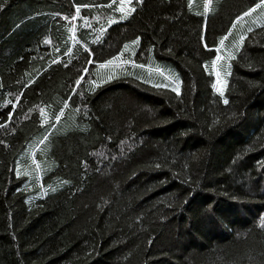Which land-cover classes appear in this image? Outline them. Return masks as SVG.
I'll return each instance as SVG.
<instances>
[{"label":"trees","instance_id":"1","mask_svg":"<svg viewBox=\"0 0 264 264\" xmlns=\"http://www.w3.org/2000/svg\"><path fill=\"white\" fill-rule=\"evenodd\" d=\"M260 3L0 0V264H264Z\"/></svg>","mask_w":264,"mask_h":264},{"label":"rangeland","instance_id":"2","mask_svg":"<svg viewBox=\"0 0 264 264\" xmlns=\"http://www.w3.org/2000/svg\"><path fill=\"white\" fill-rule=\"evenodd\" d=\"M254 11L250 12L248 15H246L241 21L238 22V24L236 26H233V30H232V35H233V39L228 42H226V45L223 46L222 51L219 52L218 55H220L221 57V64L222 66L228 68L229 65V56H234L235 55V50L236 47L238 46L237 44L239 42H241V37L244 38L246 32L248 30H251L254 27L260 26L264 23V6L262 7H257L255 6V8H253ZM248 13V12H247ZM247 19V21H246ZM143 68V71H140L142 74V78L143 80L146 82L148 81V83L150 84H155L154 82V74L159 73L160 70L158 69H154L150 66H143L141 67ZM219 70L220 67L218 68ZM137 70L136 67H132L131 63H129L127 65V63H125V61L122 64V72L124 73H128L131 74V72ZM145 72V73H144ZM219 76L217 77L218 79V83L216 84V88L220 89L221 91L224 89V86L226 84V80L225 77L223 76V73H219ZM174 81H171V85H169L167 82H161L159 84L162 85H166L165 87H172L174 88L176 85L174 84ZM170 87V88H171ZM220 92V91H217ZM37 168H39V166H37Z\"/></svg>","mask_w":264,"mask_h":264},{"label":"snow or ice","instance_id":"3","mask_svg":"<svg viewBox=\"0 0 264 264\" xmlns=\"http://www.w3.org/2000/svg\"><path fill=\"white\" fill-rule=\"evenodd\" d=\"M130 2H131V0H122V6L120 8V11L122 12L121 19L126 18L128 15H130L132 13V11H134L133 8H131V7L128 6L130 4ZM136 2L139 3L140 0H136ZM189 3H191V0H189ZM210 3H211V0H204L203 7H204V12L205 13H207V12L210 11V7H209ZM0 6H2V5H0ZM262 6H264V0H261L260 5H257V7H262ZM252 11H254V9H249V12L248 13H245V15H248ZM77 12L79 13V7H77ZM237 19H239V17H237ZM114 22L115 21H113V20H109V24H112ZM101 31H103V29H101ZM241 40H243V37H241ZM45 43H47V41H45ZM132 43L135 44L136 41H133ZM221 43H223V38L221 39ZM239 50H240L239 47H237L236 48V51L239 52ZM217 52L219 53V47L217 48ZM234 58H235L234 56H229V59H234ZM115 59H118V57H114L113 58V60H115ZM219 59H221V57H220V55H217L216 58L213 59V61H212V64L214 66V72H215L216 62ZM113 60L106 61L105 63L106 64H111V63H113ZM125 63H127V61H125ZM134 66H136V67H143V65H134ZM100 67H104V64H101ZM215 74L217 75V77L219 76L218 73H215ZM146 82H148V81H146ZM79 83H80V81L77 80V84H79ZM179 83H180L179 81H176L177 87H174V88L171 89L172 91L176 92L177 95H180V91H179V87H178ZM165 86L166 85H162V84H154L153 85V87H156V88H161V87H165ZM212 87L214 89H216L217 91H220V95L223 96V91H221L220 89H217L215 83L212 85ZM224 102L227 103V100H225ZM17 174L19 175V172Z\"/></svg>","mask_w":264,"mask_h":264}]
</instances>
